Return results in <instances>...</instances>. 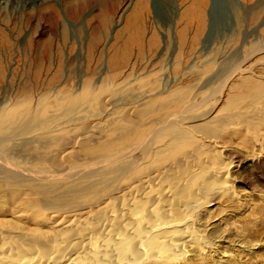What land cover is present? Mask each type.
Returning <instances> with one entry per match:
<instances>
[{
  "label": "bare ground",
  "instance_id": "6f19581e",
  "mask_svg": "<svg viewBox=\"0 0 264 264\" xmlns=\"http://www.w3.org/2000/svg\"><path fill=\"white\" fill-rule=\"evenodd\" d=\"M146 2L129 14L133 30L105 80L60 86L52 43H28L20 74L35 83L0 102V189L9 215L0 221V264H178L213 250L206 234L214 199L238 194L230 177L240 158L227 143L240 139L252 148L249 161H262L264 71L252 73L242 58L194 77L128 79L121 67L141 35ZM205 3L185 10L181 29L192 22L196 33L203 29ZM81 7L82 0L62 6L69 16ZM58 15L47 6L26 21L36 20L37 36L56 37Z\"/></svg>",
  "mask_w": 264,
  "mask_h": 264
},
{
  "label": "rangeland",
  "instance_id": "374dc122",
  "mask_svg": "<svg viewBox=\"0 0 264 264\" xmlns=\"http://www.w3.org/2000/svg\"><path fill=\"white\" fill-rule=\"evenodd\" d=\"M33 1L0 0V66L4 71L0 77V102L23 86L35 83L20 74L27 69L23 55L28 43L34 40L39 44L52 43L54 65H61L63 75L56 84L78 85L88 76H92L94 82L107 79L113 72L110 57L122 51L126 35L133 30L127 19L137 0H82L80 11L73 16L63 11L67 0ZM220 1L222 9L219 12L218 0H206L202 9L204 27L196 33L195 22L181 29L183 13L195 5V0H147L139 21L141 35L139 40L128 43L121 70L130 73L128 79L152 74L171 76L187 71L194 77L198 75L196 71L207 65L209 74L229 61L237 59L239 62L244 58L247 60L245 66L251 67L252 73L263 72L264 52L255 55L253 52L264 46V0ZM47 6L59 14L56 37L48 32L37 36L34 34L36 20L26 21L30 14L35 16L40 8ZM152 37L156 40L151 42ZM226 73L221 76L225 77ZM48 78L38 80V89ZM219 83L220 79L212 81L204 91L208 94ZM227 146L240 158L230 177L232 189L238 194L214 199L218 204L211 207L208 222L213 227L206 237L216 244L206 258L200 259L202 263L196 258L178 264H224L218 262L221 258L231 259V264H264V153L262 161L256 164L249 161L252 148L240 139L234 137ZM10 193L13 204L20 202L13 190ZM4 197L0 189V221L9 218L8 212L2 209Z\"/></svg>",
  "mask_w": 264,
  "mask_h": 264
},
{
  "label": "water",
  "instance_id": "95a60500",
  "mask_svg": "<svg viewBox=\"0 0 264 264\" xmlns=\"http://www.w3.org/2000/svg\"><path fill=\"white\" fill-rule=\"evenodd\" d=\"M217 9L219 10V12L221 11L222 9V3L220 0H218V5H217Z\"/></svg>",
  "mask_w": 264,
  "mask_h": 264
}]
</instances>
